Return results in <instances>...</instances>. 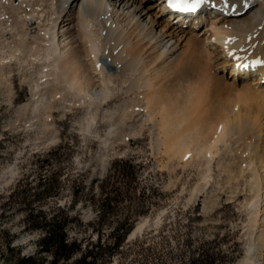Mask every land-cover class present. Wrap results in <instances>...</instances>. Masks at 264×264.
Wrapping results in <instances>:
<instances>
[{
	"label": "rangeland",
	"instance_id": "1",
	"mask_svg": "<svg viewBox=\"0 0 264 264\" xmlns=\"http://www.w3.org/2000/svg\"><path fill=\"white\" fill-rule=\"evenodd\" d=\"M7 46L2 53L14 54L12 44ZM17 57L4 59L0 68V264H15L23 257L50 261V255L38 254L44 231L28 227L30 209L34 217L64 214L71 220L67 237L80 244L81 252L65 264H75L84 250L90 251L93 264H264V248L248 252L257 189L242 171L250 145L238 143L235 132L223 139L217 126L211 134L220 144L211 153L208 172L206 160L199 158L198 165L199 159L182 155L183 147L164 149L168 135L175 134L167 132L168 126L160 129L159 117L150 120L145 103L134 95L117 94L94 121L86 117L85 108L58 104L48 118L49 110L35 111L31 104V90L40 81L39 66L31 64L35 56ZM209 86L197 88L195 93L201 90L192 95V106L185 103L192 115L186 116L187 134L202 131V124L190 126L189 121L204 106L207 122H214L212 112L225 100L228 117L240 115L243 108V116L250 114L245 111L250 102L262 109L260 114L252 111L264 121L263 93L246 90V95L240 86L214 91ZM107 195L112 203L104 213L98 205ZM144 219L148 223L143 231L129 239ZM121 235L124 240L115 250Z\"/></svg>",
	"mask_w": 264,
	"mask_h": 264
},
{
	"label": "bare ground",
	"instance_id": "2",
	"mask_svg": "<svg viewBox=\"0 0 264 264\" xmlns=\"http://www.w3.org/2000/svg\"><path fill=\"white\" fill-rule=\"evenodd\" d=\"M7 43L14 54L2 53L9 48ZM18 52L22 56L17 57ZM29 56H35L31 64L39 66L40 76L31 90V104L35 111L49 110L48 118L58 104L85 108L86 117L94 121L117 94L134 95L145 103L150 120L159 117L160 129L168 126L167 132L175 134L168 135L164 149L183 147L182 155L206 160L208 172L219 143L212 138L216 127L220 138L235 132L238 143L250 145L242 171L257 189L248 252L264 248V121L252 111L262 109L246 102L250 114L243 116V108L230 118L225 100L212 112L215 121L210 123L208 106L199 115L196 107L191 108L197 118L189 121L190 126L202 124L200 133L189 135L184 126L191 115L185 103L201 85L212 84L207 88L214 91L240 86L246 95V90L264 94V0H202L186 15L169 10L168 0H0V68L8 57ZM147 223V219L137 223L129 239Z\"/></svg>",
	"mask_w": 264,
	"mask_h": 264
},
{
	"label": "trees",
	"instance_id": "3",
	"mask_svg": "<svg viewBox=\"0 0 264 264\" xmlns=\"http://www.w3.org/2000/svg\"><path fill=\"white\" fill-rule=\"evenodd\" d=\"M102 192L105 191L103 190ZM116 198L114 197V200ZM111 203V198L109 199L107 195L103 200H100L98 207L105 213L110 208ZM39 217H41L40 222H37V218ZM27 223L30 229H41L44 231L43 236L38 241V254L50 255L51 258L50 261L46 262L44 258L23 257L18 259L15 264H65L75 253L81 252L80 244L76 241H69L67 237V228L71 220L66 215H54L49 218L43 217L42 213H39L34 217V211L30 209L28 211ZM116 229L119 231L120 227ZM123 240V235L117 237L114 243L115 250L120 247ZM92 258L90 251L86 252L84 250L75 264H93L94 259Z\"/></svg>",
	"mask_w": 264,
	"mask_h": 264
},
{
	"label": "snow or ice",
	"instance_id": "4",
	"mask_svg": "<svg viewBox=\"0 0 264 264\" xmlns=\"http://www.w3.org/2000/svg\"><path fill=\"white\" fill-rule=\"evenodd\" d=\"M202 0H168L169 7L182 11L195 10Z\"/></svg>",
	"mask_w": 264,
	"mask_h": 264
}]
</instances>
